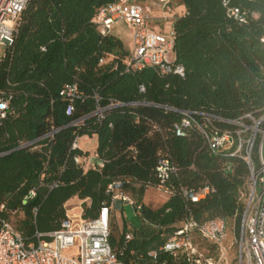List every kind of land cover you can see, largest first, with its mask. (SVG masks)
<instances>
[{
	"label": "trees",
	"instance_id": "obj_1",
	"mask_svg": "<svg viewBox=\"0 0 264 264\" xmlns=\"http://www.w3.org/2000/svg\"><path fill=\"white\" fill-rule=\"evenodd\" d=\"M114 1L29 0L0 64V89L12 94L0 127V215L10 221L23 212L13 226L32 241L36 232L61 227L73 197L81 202L83 218L92 219L110 202L111 183L121 182V191L132 193L136 204L147 189L162 190L169 197L160 208L143 204L141 228L124 225L119 239L111 229L115 250L127 232L135 234L121 256L126 264H147L140 256L162 245L189 215L200 223L224 218L239 233L247 162L213 152L196 127L177 136L175 125L185 117L181 111L235 120L264 108V0H227L247 12L244 23L228 17L224 0H176L186 8L173 23L175 63L185 67L184 77L153 67L127 71L130 54L123 41L103 35L94 23L98 10ZM71 83L83 97L67 115L71 101L60 91ZM94 136L104 165L85 169L74 156L89 151L72 145L76 137ZM23 142L32 144L21 148ZM164 158L178 172L162 185L156 168ZM204 186L215 191L198 202L181 192ZM32 190L35 195L25 203Z\"/></svg>",
	"mask_w": 264,
	"mask_h": 264
},
{
	"label": "built area",
	"instance_id": "obj_2",
	"mask_svg": "<svg viewBox=\"0 0 264 264\" xmlns=\"http://www.w3.org/2000/svg\"><path fill=\"white\" fill-rule=\"evenodd\" d=\"M160 1L167 4L172 0ZM28 2L0 0V64L13 46ZM224 6H227L228 17L240 23L246 22V11L228 6L227 0H224ZM151 20V5L135 0H116L98 10L94 23L103 35L112 33L113 28L121 22L129 25L133 50L127 71L153 67L161 74L184 77L185 67L175 63L173 29L169 33L156 31L151 26ZM41 49L45 50V47ZM103 61L100 59V63ZM140 90L144 91V87L140 86ZM60 95L71 101L66 109L67 115L73 112L72 103L83 97L76 83L66 84ZM11 98L12 94L8 90L0 89V127L9 116ZM103 111L99 109L97 112L102 114ZM181 113L185 117L180 124L175 125L177 136H185V128L196 127L213 152L241 158L248 164V193L235 249L231 252L225 245L229 224L224 218L200 223L189 215L174 234L159 247L148 251L146 256L141 255V259H146L147 264H170V260L183 261L185 264H264V108L259 113H246L235 120L208 112ZM219 123L233 127L221 128ZM31 144L23 142L20 147ZM77 148H80V137H76L72 145V149ZM74 161L85 169L104 165V160L96 153L76 155ZM177 172V166L169 158L161 159L156 168L162 185L167 184ZM121 187V182L108 186L110 202L104 203L96 218H83V210L79 208L72 213L67 210L59 229L47 233L36 232L35 240L32 241L0 215V264H126L121 256L128 249L134 235L127 232L119 249L112 247V211L117 203L126 201L133 204L137 213L141 214L143 204L131 201L121 191ZM214 191L215 188L211 186L199 190L181 187L183 196L193 202H198ZM34 195L35 191L32 190L24 202ZM0 209H4V205ZM33 211L36 213L37 209Z\"/></svg>",
	"mask_w": 264,
	"mask_h": 264
},
{
	"label": "rangeland",
	"instance_id": "obj_3",
	"mask_svg": "<svg viewBox=\"0 0 264 264\" xmlns=\"http://www.w3.org/2000/svg\"><path fill=\"white\" fill-rule=\"evenodd\" d=\"M157 21L151 20V26L154 27ZM163 26L166 27L169 25L167 22H162ZM159 30V29H158ZM114 35L120 37L123 40L125 48L128 50L130 54L133 50V42L131 36L128 34V29L125 26H119L117 29L112 32ZM84 137L80 138V144L84 148V150L89 151V155H92L97 148L98 141L97 137H88V143H84ZM158 193V194H157ZM167 192H164L159 189L150 188L143 195V200L153 210H156L162 206L163 198L159 196V194L167 195ZM130 200L135 202L137 199L132 193H126ZM81 202L78 199H75L74 202L68 203L65 205L66 213L69 210V213L77 211V207H80ZM71 211V212H70ZM24 217L23 212H18L16 214L10 215V223L12 225H17V222ZM124 224H127L133 229H139L144 225V221L140 214L137 213L135 206L129 202L123 201L120 203V206L115 207L114 213L111 217V229L115 232L117 239H119L124 234ZM145 226H149V224H145ZM166 235V233L164 234ZM135 237V234H134ZM238 238L236 230L232 227V225H228L227 229V238L225 240V245L230 249L231 252L235 249V242Z\"/></svg>",
	"mask_w": 264,
	"mask_h": 264
},
{
	"label": "crops",
	"instance_id": "obj_4",
	"mask_svg": "<svg viewBox=\"0 0 264 264\" xmlns=\"http://www.w3.org/2000/svg\"><path fill=\"white\" fill-rule=\"evenodd\" d=\"M135 1L138 2V3H145V4L151 5V7H152V20L157 21L156 24H154V27H152V28H154L156 31L163 32V33H169L173 29V23H174L175 19L177 17L182 16L186 12L185 6L182 5V4H180L176 0H172L171 2H169L167 4L162 3L160 0H135ZM163 21L169 23V25L166 26V27H164L163 24H162ZM119 26H125V27H127L128 34L130 35V27H129V25L127 23L121 22L120 24L116 25L113 28V30L117 29ZM113 30H112V32H113ZM84 138H86V139H84V143H88L89 142L88 139H87L88 137H84ZM80 147L82 149H84L81 146V144H80ZM147 190H149V189H147ZM166 194L167 195H165V196L163 194H159V196H162L163 201H164L162 203V205L167 201V199L169 197V194L168 193H166ZM75 199H78V198L77 197L71 198L70 200H68L66 202L65 205H67L68 203L74 202ZM141 204L147 205L144 202V200H142ZM118 206H120V203H117L115 205V207H118ZM115 207H114V209H115ZM78 208L81 209V211L83 210L82 207H81V205H80V207H77V209ZM114 209L112 211V214L114 213ZM124 225H126L128 228H131L127 224H124Z\"/></svg>",
	"mask_w": 264,
	"mask_h": 264
},
{
	"label": "water",
	"instance_id": "obj_5",
	"mask_svg": "<svg viewBox=\"0 0 264 264\" xmlns=\"http://www.w3.org/2000/svg\"><path fill=\"white\" fill-rule=\"evenodd\" d=\"M1 156V155H0Z\"/></svg>",
	"mask_w": 264,
	"mask_h": 264
}]
</instances>
